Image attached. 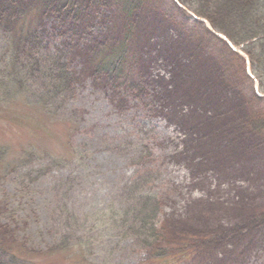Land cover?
I'll list each match as a JSON object with an SVG mask.
<instances>
[{"label": "rangeland", "instance_id": "rangeland-1", "mask_svg": "<svg viewBox=\"0 0 264 264\" xmlns=\"http://www.w3.org/2000/svg\"><path fill=\"white\" fill-rule=\"evenodd\" d=\"M189 10L143 0L128 17L111 1L47 23L50 50L68 43L70 93L55 111L27 93L0 96V224L20 259L264 264V135L247 124L264 120V89L241 45ZM1 32L0 85L42 91L38 73L25 78L30 56ZM125 38L122 73L87 70L94 51ZM145 170L157 199L150 245L126 194Z\"/></svg>", "mask_w": 264, "mask_h": 264}, {"label": "trees", "instance_id": "trees-1", "mask_svg": "<svg viewBox=\"0 0 264 264\" xmlns=\"http://www.w3.org/2000/svg\"><path fill=\"white\" fill-rule=\"evenodd\" d=\"M111 1L120 7L124 15L130 17L143 0H0L1 33L5 34L7 43L15 53L23 54L26 58L30 56L31 62L26 65L25 78L27 74L35 71L42 77L41 85L44 88L42 91L33 88L27 90L19 83L15 89L6 90L0 85V96L3 98L2 93H6L4 96L11 98L17 92L27 93L28 101L35 102L36 100L32 101L31 98L36 97L37 103L41 102L47 106L49 103L53 104L55 111L56 97L58 95L67 97L74 78L66 66L68 43L61 42L60 47L50 50L47 46L48 32L45 26L49 21L59 25L66 19L81 18L88 7L96 4L106 5ZM178 2L191 6L196 16L204 18L233 45H241V50L248 58L253 78L257 80L259 87L264 89V0H178ZM131 29L132 22L128 20L125 33H129ZM206 33L208 34L207 31ZM125 40L126 38L111 47L110 53H106L103 47L94 51L87 70L91 73H103L106 70H110L112 74H118L120 71L122 73ZM35 57L40 61L36 68L32 63ZM238 60L240 62L241 58ZM253 118L247 122L248 126L264 135V120ZM5 153V149L0 147V160ZM26 164L28 163L25 162L21 166ZM151 179V172L143 171L138 175V183L132 182V187L126 193L127 198L137 200L136 217L139 220L135 232L148 234L149 240L144 241L145 245L152 244L150 238L155 235L154 231L153 234L151 232L153 225L151 221L156 214L157 202L154 196L144 191L149 187L147 184ZM13 231L8 229L7 223L0 224V264H29L25 259L19 258L15 251L17 248L7 246L10 236L14 237ZM69 237V233L64 234L61 242L64 243V239Z\"/></svg>", "mask_w": 264, "mask_h": 264}]
</instances>
